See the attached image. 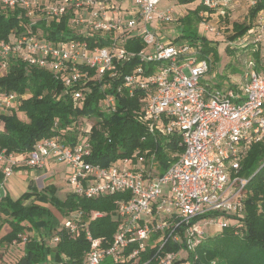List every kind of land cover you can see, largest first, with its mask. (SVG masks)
<instances>
[{"label": "built area", "instance_id": "1", "mask_svg": "<svg viewBox=\"0 0 264 264\" xmlns=\"http://www.w3.org/2000/svg\"><path fill=\"white\" fill-rule=\"evenodd\" d=\"M160 1L0 0V13L22 10L30 21L29 28L39 20L49 23L67 16L73 33L52 41L40 29L31 28L8 40L1 38L0 76L7 73L12 59L45 69L62 82L75 106H81L87 97L92 80H102L103 90L121 78L116 92L126 88L129 95L141 93L138 119L148 132L165 138L176 135L182 147L164 171L155 170L154 152L147 154L138 148L106 165L90 162L93 119L85 115L65 128L55 120L54 133L42 137L24 154L0 147V198L6 180L21 162L41 169L49 161L66 166V180L78 196L123 195L113 200L109 214L116 227L106 245L104 237H93L88 229L90 220L106 212L91 210L86 216L75 209L64 222L59 221L58 228L73 238L83 233L89 245L81 263L57 264H144L141 256L147 248H157L152 256L154 264H190L184 253L194 254L205 238L201 221L216 223L222 229L229 225L230 216L243 210L247 179L240 174L241 162L253 143H264V73L248 60L238 86L203 84L201 79L211 66L209 56H200L199 45L182 37L179 41L177 37H159L154 29L158 24L177 20L173 6L159 7ZM201 1L209 8L227 3ZM201 24L205 32L215 29L202 20ZM249 36L253 41L263 38L264 10L256 24L234 41L242 43ZM133 38L142 42L138 51L125 47ZM134 56L144 65L123 73L121 65ZM183 56L184 61L178 62ZM148 62L155 66L145 73ZM28 96L27 90L19 94L0 87V115L17 110L20 100ZM97 102L102 112L115 111V94L103 92ZM68 133L71 136L66 137ZM18 237L26 239L25 234ZM48 240L56 243L59 235L53 233ZM166 242L178 245V249H163Z\"/></svg>", "mask_w": 264, "mask_h": 264}, {"label": "trees", "instance_id": "2", "mask_svg": "<svg viewBox=\"0 0 264 264\" xmlns=\"http://www.w3.org/2000/svg\"><path fill=\"white\" fill-rule=\"evenodd\" d=\"M175 1L182 5L195 0ZM251 1L246 19L231 22L227 45L240 49L239 52L249 53V60L254 62L255 69L264 73V53L260 46L264 36L259 41H253L252 36L242 43L234 41L256 24L259 13L264 10V0ZM200 12L211 15L213 8L207 7L200 0L197 5L188 8L185 14L177 18L179 37L190 44H198L200 56H209L211 62L212 56L217 55V49L211 39L200 34L198 25L203 19ZM67 20V16L49 23L39 20L29 28L30 21L22 10L14 9L5 14L0 13V39H11L12 36L25 33L31 28L40 29L44 36L52 41L65 39L66 36L73 34L67 25ZM125 47L128 50L138 51L142 48V42L139 38L129 39ZM238 60L240 61V58ZM140 63L139 58L134 56L124 62L120 69L123 73H127ZM145 66L144 72L148 73L154 67V63L148 62ZM245 66L246 61L242 69H245ZM241 73L238 75L240 76ZM121 82V78H117L110 87L102 90V80H92L88 84L91 90L87 97L81 106H75L70 94L64 92L62 82L56 80L49 71L12 59L7 73L0 76V87L14 90L19 94L27 90L30 96L20 100L17 110L0 115V120L3 121V129L0 130V147L5 148L7 152L24 154L42 137L54 133L55 120L61 128H65L73 120L85 115L93 119L89 132L91 154L87 157L88 161L106 165L110 160L128 156L138 148L140 151L147 150V154L154 152L155 163L158 162L160 170H166L170 161L182 151L178 136L165 138L148 132L145 123L138 119L140 108L138 100L141 93L129 95L126 88H122V92H116L115 88ZM229 82L228 80V85H239ZM217 84L215 86H219ZM103 92L115 94V111L104 113L99 110L97 101ZM19 111L24 117L18 116ZM68 136L71 134L68 133L66 137ZM169 152L175 153V156H170ZM240 174L247 179L243 189L242 212L230 216L229 225L222 228L216 236L205 237L194 254L184 253V258L189 259L190 264H264L263 142H256L250 146L241 162ZM56 190V186L50 183L40 189L30 184L29 188L17 198L2 192L0 244L6 243L5 247L12 255L10 257L12 259L8 260L6 257L8 253L2 252L0 264H38L49 256L52 264L81 263L89 245L84 234L81 233L73 238L64 228H58L59 219L75 209L82 210L86 216L91 210L106 212L105 215L90 220L88 229L93 237H104V245L110 242L116 221L109 212L113 208V200L123 195L117 193L89 199L69 192L60 199L56 195ZM50 205L55 207L54 211ZM24 233L27 235L23 241L18 234ZM53 233L59 235V240L54 247H51L41 235L50 238ZM208 239H212L211 242H207ZM13 240L17 243L12 244ZM204 241L207 243L204 244ZM163 249L177 250L178 245L166 242ZM156 250L157 248H147L141 256V261L144 264H154L152 256Z\"/></svg>", "mask_w": 264, "mask_h": 264}, {"label": "rangeland", "instance_id": "3", "mask_svg": "<svg viewBox=\"0 0 264 264\" xmlns=\"http://www.w3.org/2000/svg\"><path fill=\"white\" fill-rule=\"evenodd\" d=\"M252 3L251 0H227V3L225 5H219L217 7L213 8V13L206 14L203 13L202 15V22L210 23L213 25L215 28L214 31H208L205 32L203 27V24H199L198 28L200 31V34H203L207 36V38L211 39L212 44L216 45L217 49V55L212 56L211 58V66L209 71L204 75V77L201 79V82L203 84L216 87L215 85H219L221 87H226L228 86V80L230 81L229 83H240V76L238 75L239 73L242 72V66L244 62L250 59L249 53L247 52H239L240 49H235L232 47H229L227 45L228 40V35H229V30L231 29V22L232 21H243L247 17V10L249 5ZM198 4V0L192 2L189 6L194 7L195 5ZM164 6H173L174 8V16L178 18L179 16L183 15L187 11V7L181 6V4H178L175 0H161L159 7H164ZM153 26V24H152ZM179 25L178 21L175 20L171 23H161L154 28L159 37L163 40H174L176 37V41H179L180 37V31H179ZM228 46V48H227ZM262 51L264 53V40L260 44ZM238 52V53H237ZM264 57V56H263ZM240 58V61L238 60ZM185 56L181 57L178 59V62L184 61ZM264 59V58H263ZM264 62V60H263ZM242 65V66H241ZM155 66V64H154ZM187 72V70H185ZM232 75V76H231ZM234 103V101H233ZM19 117H24L21 111L18 112ZM170 156H175V153L169 152ZM158 163V162H157ZM155 163L154 168L156 171H163L160 170L159 166ZM131 165V164H130ZM32 169V168H31ZM31 169H26L24 171L19 169H15L14 172L10 177H8L7 180H12L13 178L17 177L18 174L24 175V176H31L32 175V170ZM43 172L45 174L37 177L35 180V183L33 182L36 186V188H42L46 184H54L57 188L56 190V195L62 199L67 193L72 192V188L69 185L68 181L66 180V172L67 168L63 163L60 162H47V164L44 166ZM35 173V172H34ZM156 174V173H155ZM32 177V176H31ZM6 184V183H5ZM3 192V190H1ZM52 211H54L55 207L53 205H50ZM66 220V215H63L59 221L62 223ZM201 226L205 230V235L204 237H209L212 238L216 236V234L221 232V228L216 224H206L204 220L201 221ZM44 230V229H42ZM47 232V231H46ZM32 233V232H31ZM25 234V233H24ZM44 234V233H43ZM47 234V233H46ZM27 235V234H25ZM45 236V235H44ZM49 237L45 239V241ZM212 239H208L207 242H211ZM207 242L204 241V244ZM48 244L51 247L55 246V242H52L48 240ZM6 244L1 243L0 244V254L2 252L8 253L9 250L6 249L5 247ZM2 248V249H1ZM197 249V248H196ZM4 255V254H3ZM2 256V254L0 255ZM12 255L8 253L6 256L8 260H11L10 258ZM10 258V259H9ZM107 260H110L107 258ZM3 263V261H2ZM38 264H52V259L50 256L42 263Z\"/></svg>", "mask_w": 264, "mask_h": 264}, {"label": "crops", "instance_id": "4", "mask_svg": "<svg viewBox=\"0 0 264 264\" xmlns=\"http://www.w3.org/2000/svg\"><path fill=\"white\" fill-rule=\"evenodd\" d=\"M196 1V0H195ZM200 1V0H198ZM191 3H187V4H182L181 6L183 7H187L186 9L188 8H192L190 7ZM19 159L22 158V156H18ZM49 162H52V161H49ZM47 164V162H46ZM17 171H24L26 169H31L30 167L28 166H25L24 164H22V162L20 163L19 167H17ZM43 169L44 168H41V169H34L32 168V177L29 175V176H24V175H20L18 174L17 177L13 178L12 180H6V184H4V189H3V193H7L9 196H11L12 198H17L19 197L22 192H24L25 190H27L29 188V185L32 184L33 182L35 183V180L37 177H39L41 175V173L44 175L45 172H43ZM35 172V173H34ZM33 181V182H32ZM3 244H6V243H3Z\"/></svg>", "mask_w": 264, "mask_h": 264}]
</instances>
